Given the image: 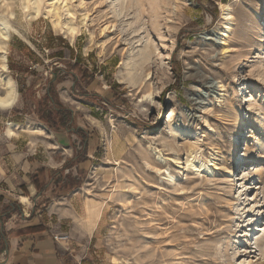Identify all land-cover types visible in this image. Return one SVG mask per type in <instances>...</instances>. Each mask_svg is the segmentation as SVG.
<instances>
[{
  "label": "rangeland",
  "instance_id": "374dc122",
  "mask_svg": "<svg viewBox=\"0 0 264 264\" xmlns=\"http://www.w3.org/2000/svg\"><path fill=\"white\" fill-rule=\"evenodd\" d=\"M43 2L0 0L18 92L0 141L55 145L51 97L70 110V171L37 209L75 196L76 264H264V0ZM51 5L88 29L70 42ZM143 51L153 79L131 90L117 73Z\"/></svg>",
  "mask_w": 264,
  "mask_h": 264
},
{
  "label": "crops",
  "instance_id": "0c3cea01",
  "mask_svg": "<svg viewBox=\"0 0 264 264\" xmlns=\"http://www.w3.org/2000/svg\"><path fill=\"white\" fill-rule=\"evenodd\" d=\"M18 135L0 141V232L5 235L0 264H76L73 242L76 246L80 243L74 238L71 242L54 240L56 235H70V202L75 196L71 200L70 194L65 199H51L45 214L37 209L38 203L54 194L52 186L38 194L31 184V177L39 168L62 170L68 163L65 172L69 173L70 153L74 152L70 131L54 133L55 145H47L45 136L40 134H31L29 142L21 138L23 134ZM35 138L41 140L31 141ZM21 186L27 187L28 194L21 191ZM41 224L46 231L27 235L25 229Z\"/></svg>",
  "mask_w": 264,
  "mask_h": 264
},
{
  "label": "bare ground",
  "instance_id": "6f19581e",
  "mask_svg": "<svg viewBox=\"0 0 264 264\" xmlns=\"http://www.w3.org/2000/svg\"><path fill=\"white\" fill-rule=\"evenodd\" d=\"M27 1L29 2L27 7L31 8V9L34 8L36 16L43 14L42 13V7H41V5H43V3H44L43 0H27ZM31 1H33V4L31 3ZM31 5L33 7H31ZM129 5H130V3H129ZM55 6L54 5L48 6V8H50V10L48 9L46 16L52 18V23H53L55 30H57L59 33H61L70 42H74L77 39V37H79L81 35V33L84 29H88L87 28L88 27L87 16H85L83 18V20L81 21V23L78 24L76 22V19H75V14L71 11V9H68L67 13L70 15V17L64 20L61 17L60 9L55 8ZM61 9H63V7ZM33 14H34V11H33ZM68 14H67V16H68ZM227 15L228 14L223 13V16H224L223 19H227V17H228ZM113 19H115V18H113ZM115 20L118 21V19H115ZM231 20H232V18H231ZM229 25H231V23L228 21V23H226V27H227L226 30L227 31L231 30L230 29L231 27ZM107 26H109V25H107ZM107 26H105L106 29H104V30H109V28ZM112 26L115 27V24H113ZM8 27H5V26L0 27V109H2V110L13 109L17 103V100H18V92H17V86H16L15 81L13 79H11L10 77H7L5 75L9 71L6 56H7V45L9 43L11 35H10ZM113 32H115V31H113ZM107 41L109 44L108 39H107ZM110 42H111V40H110ZM104 46H106V45H104ZM108 47H111V46H108ZM106 49H108V48H106ZM225 50H227V49L225 48ZM148 56L149 55L145 54L144 51H143V53L140 54V56H137L134 53H132V58H131L130 62L123 61L122 64L120 65L119 71L117 73V78H118L119 82L122 84H125L131 90L137 89V87L142 85V84L146 85V81L151 83V80L153 79V74L151 72L147 71V69L151 66L149 64ZM146 71L148 73L145 74ZM144 77H146V78H144ZM208 83H210V82H207V84ZM155 94L156 93L154 91H151V93L149 94L148 97L153 99ZM16 128H19V126L15 125V124H10V127L7 129V135L9 137H15L17 135V132L15 131ZM23 131H27V129H24ZM29 132L31 134H34V135L35 134L43 135L45 131H43L42 128H39V129H34V130L32 129ZM190 163L192 165L197 163L196 167H198L199 169H201L203 167L201 161L196 162V161L192 160ZM81 224L85 228H91L93 225L92 221L90 219L89 220L84 219V221H82Z\"/></svg>",
  "mask_w": 264,
  "mask_h": 264
},
{
  "label": "trees",
  "instance_id": "16d2710c",
  "mask_svg": "<svg viewBox=\"0 0 264 264\" xmlns=\"http://www.w3.org/2000/svg\"><path fill=\"white\" fill-rule=\"evenodd\" d=\"M51 89L52 88L50 86L49 93H51L50 92ZM51 100H52L55 112L51 111L50 117L48 119L50 120V123L47 120L45 121L47 122V124H49L50 128L54 130L56 133L60 131H70V110L61 109L59 104L55 102V98L51 97ZM54 114L58 116L59 122L57 120H53ZM79 133L80 131H78V134ZM86 146L88 147V144H86ZM87 150L88 149H86V151ZM66 169H67V165L62 170H51L48 168H39L33 173L31 177V184L35 187L38 194H43L44 192L48 190V187L51 182H55L57 177L64 175V171ZM66 178L67 180H70V174H68ZM56 183L59 184L60 181ZM20 189L24 194H28L26 186H21ZM69 189H67V192ZM25 231L27 235H32V234L42 233L46 231V228L44 225L41 224L38 226L29 227L25 229ZM4 239H5L4 233L0 232V251L1 252L5 249Z\"/></svg>",
  "mask_w": 264,
  "mask_h": 264
},
{
  "label": "built area",
  "instance_id": "2783aa9c",
  "mask_svg": "<svg viewBox=\"0 0 264 264\" xmlns=\"http://www.w3.org/2000/svg\"><path fill=\"white\" fill-rule=\"evenodd\" d=\"M54 240L56 242H68L69 236L67 234L56 235V236H54Z\"/></svg>",
  "mask_w": 264,
  "mask_h": 264
}]
</instances>
